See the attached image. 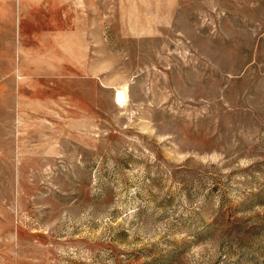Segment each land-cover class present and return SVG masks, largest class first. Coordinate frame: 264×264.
<instances>
[{
    "label": "rangeland",
    "instance_id": "obj_1",
    "mask_svg": "<svg viewBox=\"0 0 264 264\" xmlns=\"http://www.w3.org/2000/svg\"><path fill=\"white\" fill-rule=\"evenodd\" d=\"M0 264H264V0H0Z\"/></svg>",
    "mask_w": 264,
    "mask_h": 264
}]
</instances>
